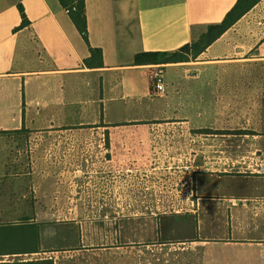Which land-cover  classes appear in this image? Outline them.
I'll use <instances>...</instances> for the list:
<instances>
[{
  "label": "crops",
  "instance_id": "0c3cea01",
  "mask_svg": "<svg viewBox=\"0 0 264 264\" xmlns=\"http://www.w3.org/2000/svg\"><path fill=\"white\" fill-rule=\"evenodd\" d=\"M236 2L85 0L88 67L59 0H0V264H264V152L247 148H264V75L183 65L260 61L264 0L201 61H135Z\"/></svg>",
  "mask_w": 264,
  "mask_h": 264
},
{
  "label": "trees",
  "instance_id": "16d2710c",
  "mask_svg": "<svg viewBox=\"0 0 264 264\" xmlns=\"http://www.w3.org/2000/svg\"><path fill=\"white\" fill-rule=\"evenodd\" d=\"M261 1L237 0L221 22L207 26L205 31L196 40L172 51H144L137 53L135 55V61L137 63H177L197 59L206 52L212 43L219 39ZM59 2L67 11L72 22L89 47L90 57L85 60V65L88 67L103 65L102 50L100 48H93L89 43L85 0H59ZM19 10L23 18L20 27H25L28 25V20L21 5H19Z\"/></svg>",
  "mask_w": 264,
  "mask_h": 264
},
{
  "label": "rangeland",
  "instance_id": "374dc122",
  "mask_svg": "<svg viewBox=\"0 0 264 264\" xmlns=\"http://www.w3.org/2000/svg\"><path fill=\"white\" fill-rule=\"evenodd\" d=\"M253 54H255V50H253L249 54L248 52L247 53L241 52L240 56H238V54L230 56V58L232 59H241L240 63H243V65H238L239 64L238 62L224 63L222 66H220L219 64V66H214V70L212 72L207 71L206 70L207 68L204 66L206 64V62H204L203 60L205 58V54H202L197 59L188 60L190 62L197 61V60L199 61L203 60V63L199 62L198 64H183V65H189V67H187L188 70L190 71L194 70L195 74H212L213 73V74H244V75L260 74V75H264V53L260 61H251V62L244 61V60H248L250 58V55H253ZM183 62H186V61H183ZM161 64L167 65L169 63H161ZM250 146H254L255 149L258 147L261 148L259 150L256 149L255 153L259 154V153L264 152V148L260 144H249L247 142V148H249Z\"/></svg>",
  "mask_w": 264,
  "mask_h": 264
},
{
  "label": "built area",
  "instance_id": "2783aa9c",
  "mask_svg": "<svg viewBox=\"0 0 264 264\" xmlns=\"http://www.w3.org/2000/svg\"><path fill=\"white\" fill-rule=\"evenodd\" d=\"M152 72L153 86L155 88V93L161 94L165 91L163 75L164 70L162 65H155Z\"/></svg>",
  "mask_w": 264,
  "mask_h": 264
}]
</instances>
